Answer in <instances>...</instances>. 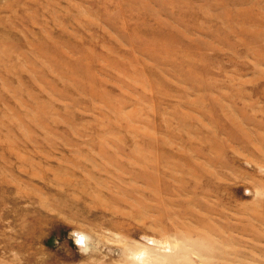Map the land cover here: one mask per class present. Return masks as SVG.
I'll return each instance as SVG.
<instances>
[{
  "label": "rangeland",
  "instance_id": "rangeland-1",
  "mask_svg": "<svg viewBox=\"0 0 264 264\" xmlns=\"http://www.w3.org/2000/svg\"><path fill=\"white\" fill-rule=\"evenodd\" d=\"M0 264H264V0H0Z\"/></svg>",
  "mask_w": 264,
  "mask_h": 264
},
{
  "label": "bare ground",
  "instance_id": "bare-ground-1",
  "mask_svg": "<svg viewBox=\"0 0 264 264\" xmlns=\"http://www.w3.org/2000/svg\"><path fill=\"white\" fill-rule=\"evenodd\" d=\"M82 236V237H81ZM80 237H79V239H83V240H85V237H84V235H81Z\"/></svg>",
  "mask_w": 264,
  "mask_h": 264
}]
</instances>
